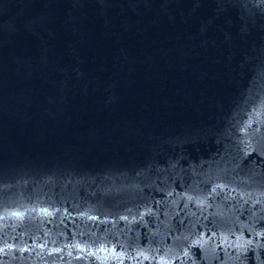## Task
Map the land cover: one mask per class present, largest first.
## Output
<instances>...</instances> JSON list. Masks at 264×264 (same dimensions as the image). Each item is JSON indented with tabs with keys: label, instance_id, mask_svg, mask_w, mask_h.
<instances>
[{
	"label": "water",
	"instance_id": "water-1",
	"mask_svg": "<svg viewBox=\"0 0 264 264\" xmlns=\"http://www.w3.org/2000/svg\"><path fill=\"white\" fill-rule=\"evenodd\" d=\"M0 264H264V0H0Z\"/></svg>",
	"mask_w": 264,
	"mask_h": 264
}]
</instances>
